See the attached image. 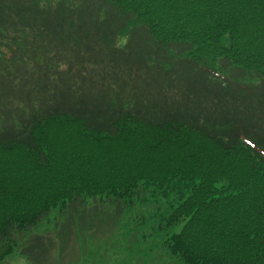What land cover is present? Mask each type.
<instances>
[{
    "label": "trees",
    "instance_id": "16d2710c",
    "mask_svg": "<svg viewBox=\"0 0 264 264\" xmlns=\"http://www.w3.org/2000/svg\"><path fill=\"white\" fill-rule=\"evenodd\" d=\"M161 200L177 264H264V0H0V263Z\"/></svg>",
    "mask_w": 264,
    "mask_h": 264
},
{
    "label": "rangeland",
    "instance_id": "374dc122",
    "mask_svg": "<svg viewBox=\"0 0 264 264\" xmlns=\"http://www.w3.org/2000/svg\"><path fill=\"white\" fill-rule=\"evenodd\" d=\"M103 211L113 215L115 209L105 204ZM168 214V205L163 200L159 204L133 207L122 218L117 219L120 221L117 227H111L113 224L102 227L99 242L98 239L88 235L86 241L83 237H71L67 242L69 247L63 254L64 263L78 260V250H82L84 253L79 264H177L169 256L166 257L165 253L168 250L164 242L170 235L178 233L182 226L169 227L167 221L163 219V216ZM63 222V218H56L53 213L28 236H44L46 231L52 234V231L56 229L55 225ZM87 242L92 246L87 248L86 253ZM53 258L52 255L46 264H53ZM0 264L34 263L30 262L21 252H17Z\"/></svg>",
    "mask_w": 264,
    "mask_h": 264
}]
</instances>
